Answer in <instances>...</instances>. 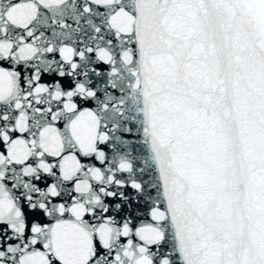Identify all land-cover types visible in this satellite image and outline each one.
<instances>
[{
	"label": "snow or ice",
	"instance_id": "obj_1",
	"mask_svg": "<svg viewBox=\"0 0 264 264\" xmlns=\"http://www.w3.org/2000/svg\"><path fill=\"white\" fill-rule=\"evenodd\" d=\"M0 264H264V0H0Z\"/></svg>",
	"mask_w": 264,
	"mask_h": 264
}]
</instances>
